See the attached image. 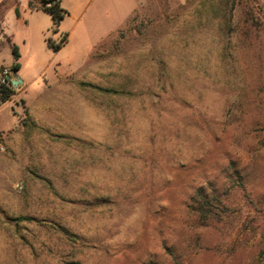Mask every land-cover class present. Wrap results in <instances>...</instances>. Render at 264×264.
<instances>
[{
    "label": "rangeland",
    "instance_id": "374dc122",
    "mask_svg": "<svg viewBox=\"0 0 264 264\" xmlns=\"http://www.w3.org/2000/svg\"><path fill=\"white\" fill-rule=\"evenodd\" d=\"M87 2L5 12L0 264H264V0Z\"/></svg>",
    "mask_w": 264,
    "mask_h": 264
},
{
    "label": "trees",
    "instance_id": "16d2710c",
    "mask_svg": "<svg viewBox=\"0 0 264 264\" xmlns=\"http://www.w3.org/2000/svg\"><path fill=\"white\" fill-rule=\"evenodd\" d=\"M29 8L32 9L34 6L29 3ZM37 8L39 10L44 11L47 13L52 21V31L53 33L57 32V28L60 24V22L64 19V17L67 15V12L60 7L59 0H40L38 3ZM15 15L16 17H19V9L18 7L15 8ZM66 41V35H63L61 40L58 43H55L51 41L50 39H47V46L53 50L54 52L59 51L63 44ZM11 51L13 53V62L10 65L9 69L12 71V73H16L19 68V53L18 49L14 44H10ZM84 86V84H82ZM108 91V90H105ZM14 94L13 88L6 87V86H0V102L4 103L5 101L9 100V98ZM215 201V199H214ZM212 200H208L201 190H198L195 193L194 196V203L198 206L194 208L195 214L198 217L199 220H202V222H206L208 219V214L211 212L210 208Z\"/></svg>",
    "mask_w": 264,
    "mask_h": 264
},
{
    "label": "crops",
    "instance_id": "0c3cea01",
    "mask_svg": "<svg viewBox=\"0 0 264 264\" xmlns=\"http://www.w3.org/2000/svg\"><path fill=\"white\" fill-rule=\"evenodd\" d=\"M39 1L40 0H0V29H2V33L4 34V37L7 40V46L8 47L10 44H13V42L11 39L12 38L11 35H8L5 32V28H4L5 12H12L16 19H18L20 17V11H21L22 7H27L28 10H30L32 12L33 11L34 12H39V11L44 12V11L39 10L37 8ZM29 3H31L34 6V8L30 9ZM59 3H60V7L67 12V15L64 17V19L72 17V16H76V17L78 15L82 16L87 11V9L90 5L89 4L90 2H87V0H59ZM16 7H18V9H19V17H16V15H15V8ZM45 14H47V13H45ZM64 19L60 22L56 33H58L60 31L59 28L61 27V23L64 21ZM51 24H52V21H51ZM56 33H54V34H56ZM64 35H66V34H64ZM66 37H67V35H66ZM50 40L53 41L52 39H50ZM15 74L16 73H13L14 78L17 77ZM20 80H21V83H18V86L16 88L23 89L24 88V82L22 79H20Z\"/></svg>",
    "mask_w": 264,
    "mask_h": 264
},
{
    "label": "built area",
    "instance_id": "2783aa9c",
    "mask_svg": "<svg viewBox=\"0 0 264 264\" xmlns=\"http://www.w3.org/2000/svg\"><path fill=\"white\" fill-rule=\"evenodd\" d=\"M15 80L12 71L9 68L0 70V86L14 88L11 81ZM5 151V146L0 138V153Z\"/></svg>",
    "mask_w": 264,
    "mask_h": 264
},
{
    "label": "water",
    "instance_id": "95a60500",
    "mask_svg": "<svg viewBox=\"0 0 264 264\" xmlns=\"http://www.w3.org/2000/svg\"><path fill=\"white\" fill-rule=\"evenodd\" d=\"M11 83L14 87H17L18 83H21V80L19 79V77H16L15 80L11 81Z\"/></svg>",
    "mask_w": 264,
    "mask_h": 264
}]
</instances>
